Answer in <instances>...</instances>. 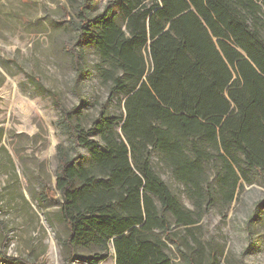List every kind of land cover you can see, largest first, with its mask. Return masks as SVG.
Segmentation results:
<instances>
[{
    "label": "trees",
    "instance_id": "obj_1",
    "mask_svg": "<svg viewBox=\"0 0 264 264\" xmlns=\"http://www.w3.org/2000/svg\"><path fill=\"white\" fill-rule=\"evenodd\" d=\"M76 13L64 45L75 84L91 46L110 96L89 128L81 106L57 103L69 142L56 170L63 264H101L111 248L116 264H218L193 231L217 197L234 202L241 181L264 184V0H109L99 13L85 0ZM119 99L124 112L110 114Z\"/></svg>",
    "mask_w": 264,
    "mask_h": 264
},
{
    "label": "rangeland",
    "instance_id": "obj_2",
    "mask_svg": "<svg viewBox=\"0 0 264 264\" xmlns=\"http://www.w3.org/2000/svg\"><path fill=\"white\" fill-rule=\"evenodd\" d=\"M84 1L0 0V224L4 226L0 230V264H9L3 256L26 264H63L65 260L61 242L68 231L59 216L56 170L58 147H67L69 142L57 126V103L68 110L81 106L80 121L89 128L108 106L110 96L95 70L98 57L94 48L86 46L87 75L76 84L71 58L64 49L77 34L69 21L77 19L76 11ZM95 1L99 13L109 0ZM111 103L110 114L124 112L120 99ZM77 152L88 157L84 149ZM154 167L191 207L184 188L157 157ZM209 175L212 181L214 172ZM261 201L264 184L256 178L252 184L241 181L234 202L226 206L217 197L193 231L218 255V264H264V206L249 222ZM172 254L177 255L173 246ZM109 256L103 264H115L113 248Z\"/></svg>",
    "mask_w": 264,
    "mask_h": 264
},
{
    "label": "crops",
    "instance_id": "obj_3",
    "mask_svg": "<svg viewBox=\"0 0 264 264\" xmlns=\"http://www.w3.org/2000/svg\"><path fill=\"white\" fill-rule=\"evenodd\" d=\"M110 257V256H109ZM108 261V260H107ZM114 261H115V264H116V256H115V251H114ZM103 263H105V262H103ZM103 263H101V264H103Z\"/></svg>",
    "mask_w": 264,
    "mask_h": 264
}]
</instances>
